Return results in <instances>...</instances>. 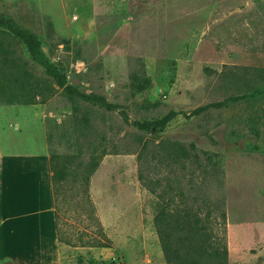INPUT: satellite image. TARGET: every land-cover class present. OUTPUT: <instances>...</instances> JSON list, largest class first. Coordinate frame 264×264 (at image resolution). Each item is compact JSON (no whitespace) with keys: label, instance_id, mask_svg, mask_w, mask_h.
Returning a JSON list of instances; mask_svg holds the SVG:
<instances>
[{"label":"rangeland","instance_id":"rangeland-1","mask_svg":"<svg viewBox=\"0 0 264 264\" xmlns=\"http://www.w3.org/2000/svg\"><path fill=\"white\" fill-rule=\"evenodd\" d=\"M0 15L37 37L66 84L110 105L64 92L0 31L33 89L0 96L5 148L96 161L89 208L58 207L69 243L50 264H169L153 223L165 207L197 211L226 264H264V0H0ZM61 189L84 200L70 178ZM97 230L107 246L84 243ZM180 236L168 235L177 253Z\"/></svg>","mask_w":264,"mask_h":264},{"label":"trees","instance_id":"trees-1","mask_svg":"<svg viewBox=\"0 0 264 264\" xmlns=\"http://www.w3.org/2000/svg\"><path fill=\"white\" fill-rule=\"evenodd\" d=\"M0 31H2L3 34H11L14 38L22 42L26 47L29 58L35 63L39 64L43 68L44 73L52 79L56 86L62 88L64 92L67 94H76L84 101L95 102L105 107H110L103 97L92 92H78L75 90V88L66 84L64 77L58 72V69L40 50V42L35 35L23 28L18 27L11 19L2 15H0ZM25 90L33 89L30 86V83L27 81V74L22 63H15L9 56V52L6 47L2 46V42L0 41V96H6L7 102H10L12 98H18L20 102H26L31 98H28L29 96H26V94L24 95L23 91ZM217 105H220L219 102L201 105L193 109L191 113L196 114L202 110H205L207 107ZM176 114L177 112L169 110L160 119V123L164 124ZM169 143L176 145L175 148L177 150L173 156L174 160H176L179 156H187V152L184 148H182V146L177 145L176 142ZM140 157H142V152H139L138 154V158ZM73 159V156L68 154H51L48 158L51 193L53 199V218L56 241L58 245L61 243H69V241L66 240L62 235L63 230L61 229L62 224L59 218V205L68 204L70 202L78 206H82L83 203H87L88 208L90 206V202L86 197V191L89 176L94 171L96 161L90 159L85 163L76 161L74 162L75 165H72L71 163ZM79 167H81L80 173L77 172ZM68 178H70V183L77 184L78 186L82 187L81 194L83 195L84 200L83 198L79 197L78 194H76L77 192L65 193V190L61 189L64 183H67ZM161 196L162 194H157V197ZM220 216L224 218V213L221 212ZM89 219L95 222L93 214ZM153 223L158 235L163 257L167 263L226 264L227 250L225 245L223 243L214 244L211 241V231L208 227H206L205 223L201 222L197 211L193 210L192 208H183L180 210H169L166 207L160 208L153 217ZM173 229H178L181 232V236L178 237V242L181 244V250L179 253L176 252V249L171 244V240L168 238V235ZM93 233L94 234L91 235L89 239L85 240L84 243L95 247H103L108 245L106 242H104L106 237L100 230H97V232L95 231ZM89 264L102 263L90 257Z\"/></svg>","mask_w":264,"mask_h":264},{"label":"crops","instance_id":"crops-1","mask_svg":"<svg viewBox=\"0 0 264 264\" xmlns=\"http://www.w3.org/2000/svg\"><path fill=\"white\" fill-rule=\"evenodd\" d=\"M56 258L47 156L9 151L0 140V261L50 264Z\"/></svg>","mask_w":264,"mask_h":264}]
</instances>
